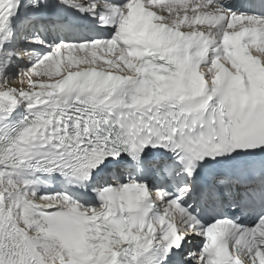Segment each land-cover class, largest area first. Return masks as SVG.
<instances>
[{
	"label": "snow or ice",
	"instance_id": "snow-or-ice-1",
	"mask_svg": "<svg viewBox=\"0 0 264 264\" xmlns=\"http://www.w3.org/2000/svg\"><path fill=\"white\" fill-rule=\"evenodd\" d=\"M262 71L264 16L227 0H0V264H264Z\"/></svg>",
	"mask_w": 264,
	"mask_h": 264
},
{
	"label": "bare ground",
	"instance_id": "bare-ground-1",
	"mask_svg": "<svg viewBox=\"0 0 264 264\" xmlns=\"http://www.w3.org/2000/svg\"><path fill=\"white\" fill-rule=\"evenodd\" d=\"M38 32H40V31H38ZM51 43H53V42L51 41ZM20 45H21V43H20L19 45H16V46L12 47V48H16V47L23 48V47H21ZM43 46H44V44H43ZM24 47L34 48L35 51H36L38 54H41V55L45 52V51L37 50V49L34 47V45H29L28 42L25 43V46H24ZM27 66H28V65H27L23 60H21V61L16 62V63L14 64L13 67H14V68H18V67H27ZM64 70H65V72H70V73H72V74H74V72L76 71L75 68H70L68 64H64ZM41 79H44V77L42 76ZM45 82H46V81H45ZM42 91L47 92L48 90H47V89H42ZM22 110H24V107L21 105L20 107L17 108L16 112H18V111H22Z\"/></svg>",
	"mask_w": 264,
	"mask_h": 264
},
{
	"label": "rangeland",
	"instance_id": "rangeland-1",
	"mask_svg": "<svg viewBox=\"0 0 264 264\" xmlns=\"http://www.w3.org/2000/svg\"><path fill=\"white\" fill-rule=\"evenodd\" d=\"M14 70H15V68H14ZM23 86V85H22Z\"/></svg>",
	"mask_w": 264,
	"mask_h": 264
}]
</instances>
